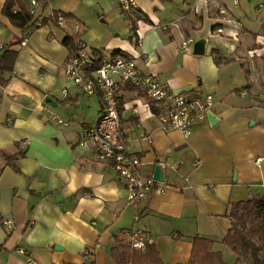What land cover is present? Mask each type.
Masks as SVG:
<instances>
[{"label": "crops", "instance_id": "crops-1", "mask_svg": "<svg viewBox=\"0 0 264 264\" xmlns=\"http://www.w3.org/2000/svg\"><path fill=\"white\" fill-rule=\"evenodd\" d=\"M5 1L0 46L15 37L21 43L12 47L18 54L5 72L8 83L0 85V150L13 157L18 145H27L12 164L0 154V264H26L28 257L39 264H117L114 236L131 228L154 235L149 250L165 264H187L195 236L212 239L214 250L236 264L238 255L223 242L229 206L264 194V0L239 6L232 0H133L136 14L148 16L138 20L136 35L117 0H47L38 8L44 17H71L65 26L47 20L25 45V32L2 13ZM221 6L230 15L219 16ZM231 15L241 24L238 36L210 34ZM222 25L234 28L225 20ZM67 36L106 57H136L144 72L176 91L214 97L216 122L206 118L185 137L161 128L143 90L120 84L122 137L141 156L145 176L162 167L163 181L142 202L129 199L125 180L84 142L104 97L100 88L81 92L66 77ZM202 36L209 38L204 55L193 54V44L184 49L188 38ZM140 131L153 141L140 138Z\"/></svg>", "mask_w": 264, "mask_h": 264}, {"label": "built area", "instance_id": "built-area-1", "mask_svg": "<svg viewBox=\"0 0 264 264\" xmlns=\"http://www.w3.org/2000/svg\"><path fill=\"white\" fill-rule=\"evenodd\" d=\"M124 10L134 7L133 0H117ZM235 6L240 5L241 0H232ZM40 0H30V12L37 20L38 26L44 25L43 18H52L56 23L65 26L67 18L62 12H52L48 17L39 13ZM220 12L230 15L229 7L221 6ZM225 22H234V28L227 30L223 25L210 32L211 35L225 34L226 36H238L241 28L240 22L234 20V16L224 18ZM223 20V21H224ZM29 34L23 36L22 44L28 42ZM140 37H137L139 44ZM194 39L188 38L183 45L184 49L191 48ZM97 56L87 44L78 41L75 49L70 51L65 67L66 77L80 87L81 92L93 94L100 88L103 92L104 107L98 122L86 132L84 142L96 153L99 160L112 165L119 176L126 182L128 197L133 202H142L148 198L157 181L153 175L145 176L141 171L143 164L141 156L132 148L130 143L121 135V116L117 90L120 83H130L143 90L149 99V106L153 116L161 122V128L165 131L180 130L185 137H189L195 125L207 118V111L214 102L212 94L190 95L183 91H176L163 83L158 77L142 70L138 59L134 56L104 57L101 64L96 66ZM139 137L149 142L153 141L150 133L140 131ZM21 147H26L22 142ZM263 158H258L259 164ZM10 220H3V224L9 226ZM124 236L130 244L132 252L143 255L155 243V237L150 232L131 228L125 230ZM22 254L26 252L20 250ZM26 264H39L32 258H26ZM93 264V263H92ZM128 264H132L129 262Z\"/></svg>", "mask_w": 264, "mask_h": 264}, {"label": "trees", "instance_id": "trees-1", "mask_svg": "<svg viewBox=\"0 0 264 264\" xmlns=\"http://www.w3.org/2000/svg\"><path fill=\"white\" fill-rule=\"evenodd\" d=\"M42 7H45L47 0H40ZM2 13L8 17L13 26L20 28L25 35L30 34L34 29L41 27L36 24L33 14L30 12V0H6ZM58 13V12H57ZM63 13V12H62ZM126 19L132 26L134 35L137 33V22L140 17L148 19V16L138 10L135 12V6L131 10H124ZM68 19L71 16L65 14ZM52 18H43V22ZM224 22L214 25L213 29L223 26ZM138 35V34H137ZM21 43L20 38H13L7 47L0 46V85L8 83L9 78L5 72L13 68L18 51L12 49L13 46ZM64 43L69 46L70 51L78 45L75 37L67 36ZM138 44V43H137ZM97 56L96 66H99L105 57L103 52L93 49ZM116 54V53H115ZM124 86H134L130 83H120ZM26 148L18 145V153L13 157L23 156ZM1 156L6 160V164H12V158L7 152L0 150ZM2 169H0L1 175ZM227 216L231 220L230 228L223 238V242L229 246L233 252L238 255L236 264H264V194H259L245 201L232 202L229 206ZM124 231L120 235L114 236V245L112 247V257L117 264H165L158 257L155 250L150 249L143 255H137L132 252L127 238L124 237ZM214 241L204 236H195L192 241V251L187 264H228L224 259L223 253L215 251ZM3 245L0 244V250Z\"/></svg>", "mask_w": 264, "mask_h": 264}, {"label": "water", "instance_id": "water-1", "mask_svg": "<svg viewBox=\"0 0 264 264\" xmlns=\"http://www.w3.org/2000/svg\"><path fill=\"white\" fill-rule=\"evenodd\" d=\"M208 39V36H202L195 40L192 45L193 54L204 55L206 53ZM207 119L210 121V123L216 122L215 114L211 109L207 111ZM153 177L157 182L163 181L162 167L160 164L155 167Z\"/></svg>", "mask_w": 264, "mask_h": 264}, {"label": "rangeland", "instance_id": "rangeland-1", "mask_svg": "<svg viewBox=\"0 0 264 264\" xmlns=\"http://www.w3.org/2000/svg\"><path fill=\"white\" fill-rule=\"evenodd\" d=\"M245 4V6L247 7L246 9H248V8H250V10L253 12V13H255L256 11H255V9L253 8V6H254V4L252 3V2H250V4H251V6L252 7H250V6H248V4L246 3V2H243V5ZM196 10V9H195ZM235 10H236V8H235ZM247 11V10H246ZM252 13V14H253ZM219 14V16L221 15L222 17H224V16H226L225 14H222L221 12H219L218 13ZM213 16H215V14H213ZM240 16H244L243 14L242 15H240ZM226 18V17H225ZM223 21V19H221V21L220 22H222ZM224 22V21H223ZM226 24H227V26L228 25H230V27L231 26H233V24H234V22H226ZM213 30H215V29H213ZM222 35V34H221ZM224 35V34H223ZM225 37H228V36H226V35H224ZM246 83H247V85H248V83H249V81H248V78H246ZM227 248H229V247H227ZM232 250V249H231Z\"/></svg>", "mask_w": 264, "mask_h": 264}]
</instances>
